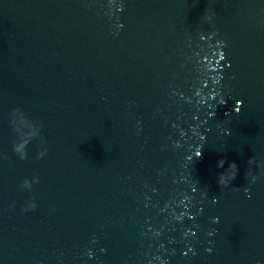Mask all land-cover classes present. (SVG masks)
Wrapping results in <instances>:
<instances>
[{
  "label": "water",
  "instance_id": "water-1",
  "mask_svg": "<svg viewBox=\"0 0 264 264\" xmlns=\"http://www.w3.org/2000/svg\"><path fill=\"white\" fill-rule=\"evenodd\" d=\"M0 264H264V0H0Z\"/></svg>",
  "mask_w": 264,
  "mask_h": 264
},
{
  "label": "clouds",
  "instance_id": "clouds-1",
  "mask_svg": "<svg viewBox=\"0 0 264 264\" xmlns=\"http://www.w3.org/2000/svg\"><path fill=\"white\" fill-rule=\"evenodd\" d=\"M237 104H239L241 106L242 102L241 101H237ZM236 111L238 112L239 110ZM16 112H24L22 109L20 108H16L13 110L12 113H16ZM31 119V118H29ZM10 123L12 125V121L10 120ZM42 128V126L40 125V129ZM35 138V134L31 137H29L28 139H24V140H15L14 141V152L19 154L20 159H26L27 158V146L29 145V143L31 142L32 139ZM42 142H46L43 140V138L41 137ZM47 154V149H43L39 152V156L38 158H43L45 155ZM201 155V153L199 152L197 154V156L199 157ZM5 159H7V157H5ZM256 160L255 157H251L248 160V163L251 165L254 161ZM226 159H220L217 163V167L218 168H223L225 163H226ZM228 173H224L221 172L218 175V179H217V184L221 189H226L228 188L232 182L237 178L238 172H239V167L237 165V163L235 161L228 163ZM247 176L251 178L252 182H255L256 179H258L257 175L254 174V172L249 169V171L247 172ZM33 183H39V177H33L32 180H28L25 179L22 184L21 187L23 188H27V189H31ZM234 191H238V188L233 189ZM37 208V204L34 202V200L29 203L24 209L23 211H29V210H35ZM214 222H218V218L214 219ZM209 235H211V233H209ZM210 251V250H209ZM89 255H91V253H89Z\"/></svg>",
  "mask_w": 264,
  "mask_h": 264
}]
</instances>
